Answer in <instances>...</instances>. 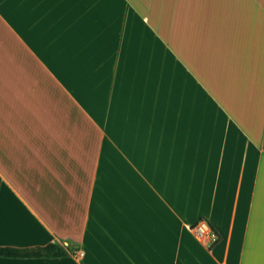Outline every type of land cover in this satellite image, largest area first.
I'll list each match as a JSON object with an SVG mask.
<instances>
[{"label": "crops", "instance_id": "crops-1", "mask_svg": "<svg viewBox=\"0 0 264 264\" xmlns=\"http://www.w3.org/2000/svg\"><path fill=\"white\" fill-rule=\"evenodd\" d=\"M263 140L264 0H0V247L69 253L0 264H264Z\"/></svg>", "mask_w": 264, "mask_h": 264}, {"label": "trees", "instance_id": "trees-1", "mask_svg": "<svg viewBox=\"0 0 264 264\" xmlns=\"http://www.w3.org/2000/svg\"><path fill=\"white\" fill-rule=\"evenodd\" d=\"M264 149V140H263ZM68 251L57 243H51L43 247L34 248H6L0 247V257L15 259H54L68 256Z\"/></svg>", "mask_w": 264, "mask_h": 264}, {"label": "built area", "instance_id": "built-area-1", "mask_svg": "<svg viewBox=\"0 0 264 264\" xmlns=\"http://www.w3.org/2000/svg\"><path fill=\"white\" fill-rule=\"evenodd\" d=\"M191 229L200 237L211 236L214 238L213 233L211 232L209 226L205 221H199L191 227Z\"/></svg>", "mask_w": 264, "mask_h": 264}]
</instances>
